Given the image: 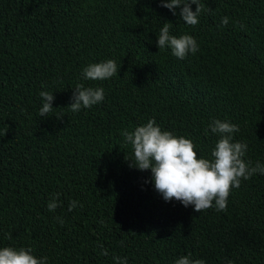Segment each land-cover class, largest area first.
Wrapping results in <instances>:
<instances>
[{"label": "trees", "instance_id": "16d2710c", "mask_svg": "<svg viewBox=\"0 0 264 264\" xmlns=\"http://www.w3.org/2000/svg\"><path fill=\"white\" fill-rule=\"evenodd\" d=\"M199 3L205 11L190 26L183 5L173 15L160 0H0V248L31 247L47 264H174L188 253L205 264H264V174L231 188L226 210L196 212L165 201L150 169L130 166L122 135L154 118L212 159L220 137L209 124L227 120L248 146L244 159L264 164V0ZM166 22L198 51L179 59L158 49ZM108 59L117 75L83 78ZM81 83L105 98L73 112ZM42 91L55 97L45 117Z\"/></svg>", "mask_w": 264, "mask_h": 264}, {"label": "clouds", "instance_id": "9594fccd", "mask_svg": "<svg viewBox=\"0 0 264 264\" xmlns=\"http://www.w3.org/2000/svg\"><path fill=\"white\" fill-rule=\"evenodd\" d=\"M160 3L161 6L170 9L173 15H176V9L183 5L179 15L190 26L198 24L200 14L205 11L199 0H160ZM193 4L196 5L194 11ZM228 22L227 16L221 18L223 25H227ZM170 26L166 22L159 30L156 41L158 49L168 47L179 59H184L189 53L195 54L199 49L195 38L188 34L177 37L170 33ZM120 66L118 67L112 59L90 63L84 67L82 76L85 80L109 79L118 74ZM40 96L44 103L39 115L45 117L52 112L55 97L48 91H42ZM104 98L102 87H85L81 83L76 85L71 97L72 102L68 106L73 112H79L82 107L91 108ZM209 128L220 137L211 152L212 159L198 157L195 150L198 145L192 139L162 130L154 118L132 131L125 129L122 135L134 150V159H129L130 166L141 171L150 169L154 188L165 201L177 200L185 207L192 205L196 212L214 205L218 211H224L231 188H238L242 179L247 180L256 173L264 174V164L258 161L252 165L251 161L244 159L247 144L234 141L233 138V134L239 131L238 125L227 120L214 119ZM58 196L59 193L48 203L50 211H55L58 207ZM76 206L77 202L71 201L69 210ZM60 223L63 221L60 220ZM101 254L107 255V250ZM191 256V253L181 256L174 264H205L203 259H191ZM113 259L116 264H127L126 258ZM0 264H47V257L38 258L33 254L31 247L17 249L7 246L0 248ZM227 264L233 262L229 260Z\"/></svg>", "mask_w": 264, "mask_h": 264}]
</instances>
